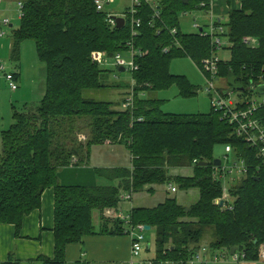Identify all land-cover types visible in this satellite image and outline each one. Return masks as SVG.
Segmentation results:
<instances>
[{
  "label": "trees",
  "instance_id": "1",
  "mask_svg": "<svg viewBox=\"0 0 264 264\" xmlns=\"http://www.w3.org/2000/svg\"><path fill=\"white\" fill-rule=\"evenodd\" d=\"M21 1L22 17L13 32L10 57L17 61L19 43L33 41L46 69L45 92L37 106L14 110L13 124L0 131V224L13 225L18 235L24 218L39 210L42 194L52 189L54 256L39 257L41 264H65L66 246L86 236L123 235L127 226L137 225L155 233V263H185L203 247L218 254L236 248L247 262H258V252L264 249V174L255 173L257 162L249 160L246 178L227 186V197L222 199L223 184L213 178L220 166H213V149L238 145L246 157L245 146L212 109L205 115L166 114L161 111L164 101L152 96L172 86L182 98L197 95L198 88L185 77L170 73V63L188 57L202 69L204 61L215 55L210 37L184 34L179 24L182 14L209 11L210 1L155 0L157 17L143 3L135 37L128 18L121 28L109 26L107 12H97L94 0ZM238 4L230 8L227 0L230 9L222 37L229 59L219 62L218 75L245 88L264 79V0H238ZM244 38L254 43L244 44ZM128 42L143 53L135 61L138 70L131 73L135 82L131 111L121 108L130 85L110 82L112 71L92 59L94 53L102 60L125 53ZM105 88L123 90L121 103L85 96ZM138 118L142 121H135ZM103 144L123 146L131 157L130 167L96 171L107 181L103 185L59 184L60 169L84 165L91 147ZM170 185L176 193H167L156 206L131 208L127 221L118 216L123 202L133 195H153L156 188ZM189 191L197 197L189 206L172 197ZM207 230L212 241L202 246ZM0 264L17 261L9 255Z\"/></svg>",
  "mask_w": 264,
  "mask_h": 264
},
{
  "label": "built area",
  "instance_id": "2",
  "mask_svg": "<svg viewBox=\"0 0 264 264\" xmlns=\"http://www.w3.org/2000/svg\"><path fill=\"white\" fill-rule=\"evenodd\" d=\"M3 0H0V3ZM117 0H94V5L97 12H103L106 6L112 5ZM209 11H200L205 14L210 12V22L208 25V31L204 30V27L199 26L194 23L193 28L198 29L196 33L200 37H210L211 43L215 55L210 59H207L203 63V72L209 75L207 78L206 93L210 96V105L211 109L219 114L220 120L229 126L232 130V135L241 141L245 149L247 150V156L244 157L241 149L237 146L225 145L224 146V160L225 162L229 161L228 154H233L235 160L231 166L224 165L222 160H220V166L218 170L214 172L213 178L221 181L224 189V196L222 199L227 197L228 187L235 185L246 178L249 171L251 170L250 165H248L249 160H255L257 162L255 166V173L264 174V94L260 93V88H264V79L260 78V84L247 85L243 92H233L229 90V87L225 85V81L218 75V64L220 60L217 58V53L221 50H224V43L222 42V34L225 31L224 26L221 24V20L214 19V16L211 12V6L215 0H209ZM127 7L124 11L120 12V16H116L115 13H107L106 22L109 26L115 27L116 21L115 18H122L125 20L129 19L131 25V37L136 36V28H139L141 20L137 18L138 9L144 3L151 7L154 11L156 3L155 0H126ZM205 3L201 2L200 7L204 8ZM18 7V18L19 20L22 17V1L17 2ZM155 17H157L156 12L154 11ZM184 15H187L184 14ZM12 27L11 22L7 18L0 20V40L4 37L5 33L3 27ZM171 36L177 35V29L173 28L170 31ZM244 44L254 43L252 39H243ZM178 45V44H177ZM127 51L125 53H117L112 58V66L115 70L124 69L130 73H134L138 70L136 64V59L140 58L143 53L139 50L134 49L132 42L126 44ZM169 49H163V53H168ZM92 59L97 61L99 64L103 62L102 55L98 53L92 54ZM0 75H3L4 80L7 83V86L11 92H15L18 89L17 78L15 73H6L4 65L0 62ZM216 79V80H215ZM134 80L130 85L129 94L125 97L124 101L121 103V108L123 110H132L134 107ZM262 85V86H261ZM214 93V97L212 96ZM236 93V97H233V94ZM135 121L141 122L142 119L138 118ZM80 139L85 141V137L81 136ZM248 157V158H247ZM171 193L176 191L171 185L168 187ZM129 197H127L128 199ZM219 202V200L217 201ZM121 219L127 221V218L118 214ZM144 226L137 225L135 227L127 226V231L125 234L131 240V257L132 260H135L139 257L143 249L144 243ZM209 251L207 248L203 247L195 252L190 259L185 263L180 264H207L205 261L206 257L209 256ZM215 254L213 260L225 259L230 257L235 264L241 262H247L245 260V254L243 252L235 251L232 255L225 253H211ZM218 256V257H217ZM258 262L264 264V249L260 248L258 252ZM133 264V262L131 263ZM147 264H174V263H155L153 260L147 262Z\"/></svg>",
  "mask_w": 264,
  "mask_h": 264
},
{
  "label": "rangeland",
  "instance_id": "3",
  "mask_svg": "<svg viewBox=\"0 0 264 264\" xmlns=\"http://www.w3.org/2000/svg\"><path fill=\"white\" fill-rule=\"evenodd\" d=\"M19 0H3L0 3V20L7 18L10 20L12 28L3 27L5 33L4 37L0 40V62L4 65L6 73H18L20 75L17 82L18 89L15 92H11L7 86L5 78L3 75H0V131L7 130L10 125L13 124L12 114L15 111H21L24 106H37L41 101L44 92H45V74L46 69L45 65L39 60L35 44L33 41L26 40L19 43L18 48V59L14 61L11 59L10 54V44L13 41V32L17 30L19 25L18 18V7L17 2ZM227 0H219V2ZM230 8H233L238 4V0H229ZM224 5V3H223ZM222 11L220 16H217L213 13L214 19H220L221 24L224 26L228 22L227 13ZM127 7L126 0H117L114 4L106 6L104 11L107 13H115L116 16H120V12L124 11ZM229 7L227 8L230 9ZM210 12L205 14L203 12H190L187 15H180L179 24L180 30L184 34H195L198 29L193 28V24L196 23L199 26L204 27V30L208 31V25L210 22ZM225 28V26H224ZM222 42L225 46L227 41L222 37ZM217 58L221 62H226L229 59V52L227 50H221L217 53ZM102 68H105L112 73L109 76L110 82L125 83L131 85L132 76L128 71L118 72L112 66V61L103 60ZM203 70V65H201ZM201 68L197 67L188 57H179L175 58L170 63V73L176 76L185 77L190 84L198 88L197 95L191 98H182L179 96L178 90L175 86L170 87L167 90H163L153 94L155 98H159L164 101V104L161 107V111L166 114L173 115H196V114H208L211 111L210 105V96L206 93L205 89L207 86L208 74H205ZM216 80V79H215ZM228 81L226 80L225 85L227 86ZM228 87V86H227ZM231 87H229L230 90ZM106 89V88H105ZM104 89V90H105ZM101 90L98 92L86 93L85 96L93 98L98 101H108V102H118L119 94L110 88L105 91ZM231 91V90H230ZM214 97V93H212ZM236 93L233 94V97H236ZM224 146L219 145L213 149V156L215 159L222 160L224 165L231 166L235 160L233 154H228L229 161L225 162L224 160ZM91 164V163H90ZM104 179V178H102ZM107 184V181L104 179V182L101 184ZM141 195V196H140ZM150 194L141 192L138 195L133 196L129 201H125L127 208L130 210L132 203L136 205L137 200L142 199V197L147 198L145 200V205L147 208L156 206L159 203L157 196H152ZM171 196V195H170ZM172 197H177V200L180 204L184 206H189L196 200V192L189 191L188 193L177 192L176 195ZM184 197V198H182ZM129 210L125 211L122 209L121 214L125 218L129 215ZM95 217V216H94ZM95 222V218H94ZM144 243L143 249L141 252V260L154 259L155 256V233L153 230L145 231L144 233ZM212 241L210 231H206V235L203 237L201 242L202 246H208ZM149 245L150 249L147 252L146 246ZM218 254V253H217ZM13 257V253L10 254ZM227 255V253H225ZM216 255H211L206 257V262L209 264H235L230 257L225 259L213 260V257ZM218 257V256H217ZM210 261V262H209ZM137 264V263H134ZM238 264H263L261 262H241Z\"/></svg>",
  "mask_w": 264,
  "mask_h": 264
},
{
  "label": "crops",
  "instance_id": "4",
  "mask_svg": "<svg viewBox=\"0 0 264 264\" xmlns=\"http://www.w3.org/2000/svg\"><path fill=\"white\" fill-rule=\"evenodd\" d=\"M220 5H222L223 12L227 13V2L215 0L211 6L212 14L220 16L222 12L219 8ZM238 7L239 4L234 6V8ZM12 27L10 26V28ZM12 44L13 41L10 44V54ZM15 74L18 73L15 72ZM19 77L16 76L17 82ZM115 92L119 94L118 102L121 103L124 97L123 90L116 89ZM130 165L131 157L123 146L103 144L91 147L87 163L81 166L62 168L58 171L57 178L62 186L94 187L104 182L103 177L97 175L96 171L128 169ZM173 172L183 173L179 170ZM185 173H189V171ZM117 183L114 181L115 185ZM167 193H171L168 187L160 186L156 188L152 196H157L156 198L159 199L160 203L169 195ZM145 200L147 198L142 197V199L137 200L136 205L132 203L130 210L139 205H145ZM126 204L123 202L121 208L128 211L129 208ZM95 223L97 224V217H95ZM53 227L54 192L52 189H47L42 194L39 210L24 218L18 235H16L13 225L0 224V263H5L12 253L15 255L17 264H41L37 262L39 257L53 259ZM150 260H141V253L138 258L132 260L131 240L126 234L86 236L80 243L70 244L65 248V264H131L132 262L133 264H147Z\"/></svg>",
  "mask_w": 264,
  "mask_h": 264
},
{
  "label": "water",
  "instance_id": "5",
  "mask_svg": "<svg viewBox=\"0 0 264 264\" xmlns=\"http://www.w3.org/2000/svg\"><path fill=\"white\" fill-rule=\"evenodd\" d=\"M115 21H116V27L117 28L123 27L124 20L122 18H115ZM118 72L122 73V72H124V69L121 68V69L118 70ZM227 81H228V85H230V87H231L230 88L231 91H233V92H243L244 88H243V86L241 85L240 82L237 83V84H234V83H232V80H230V79H228ZM259 92L264 94V88H260ZM219 165H220V160L215 159L213 161V166L218 167ZM199 166L206 167L207 163H199ZM219 205L222 206L223 205V201H221ZM144 230L145 231H149L150 227L144 226ZM148 248H149V245L146 246V249H148ZM236 250H237L236 248L231 249L230 250V255H232Z\"/></svg>",
  "mask_w": 264,
  "mask_h": 264
}]
</instances>
